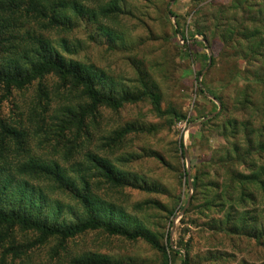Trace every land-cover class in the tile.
<instances>
[{
    "label": "rangeland",
    "instance_id": "rangeland-1",
    "mask_svg": "<svg viewBox=\"0 0 264 264\" xmlns=\"http://www.w3.org/2000/svg\"><path fill=\"white\" fill-rule=\"evenodd\" d=\"M109 1L102 0L103 4ZM119 7L107 19L100 17L112 38L102 35L96 24L84 18L75 21L70 32L41 33L58 51L64 40L71 44L74 54L67 59L102 70L117 91L123 88L139 95V78L144 79L160 96L161 111L171 113L159 117L148 99L118 111L102 109L96 126L81 136L77 149L81 155L74 159V167L67 164L73 155L66 158L64 144L59 150L51 134H33L35 128L30 126L29 117L37 102V83L14 91L6 100L0 90V119L22 124L29 136L26 149L30 156L42 163L57 162L69 178L64 185H77L78 199L87 191L95 209L113 205L116 214L112 223L130 230L141 228L162 245L168 231L171 251L167 252V264H180L186 253L188 264H264V238L257 242L225 233L223 227L218 229L226 214L232 212L237 218L243 215L245 209L237 205L236 196L233 210L226 205L225 213H219L226 199L219 192L207 196L205 186L217 182L214 163L230 148L235 135L243 144L240 149L250 145L254 163L264 166V154L257 152V144L264 142V84L259 82L264 75V0H119ZM22 22V34L37 31L32 23ZM240 28L245 31H237ZM247 31L249 37L253 36L243 40L239 35ZM55 109L53 104L44 115L50 122L56 116L52 115ZM173 115L184 119L176 120ZM207 115L218 117L207 121ZM235 123L240 126L233 129ZM246 123L251 133L245 141ZM126 125L140 132L129 134L123 147L117 149L112 139ZM182 151L186 157H182ZM87 157L92 162H104L114 177L130 185L110 187L99 167L88 164ZM235 167L247 174L244 164L235 163ZM195 175L203 178L191 202ZM46 184L41 188L51 199L50 205H60L49 224L76 223L82 215L77 198L64 192V185ZM255 197L252 216L264 232V198L261 193ZM210 201L214 210L207 211L205 204ZM212 220L220 222L218 227ZM16 240L21 256H29L32 264H58L52 252L56 239L41 243L37 234L21 232ZM69 246L64 264L84 254L105 258L110 264H166L161 253L144 241L130 242L101 231L85 233ZM14 257L9 254L6 259L9 262Z\"/></svg>",
    "mask_w": 264,
    "mask_h": 264
},
{
    "label": "trees",
    "instance_id": "trees-1",
    "mask_svg": "<svg viewBox=\"0 0 264 264\" xmlns=\"http://www.w3.org/2000/svg\"><path fill=\"white\" fill-rule=\"evenodd\" d=\"M119 10V0H110L107 4H103L102 0H0V90L4 92L3 99H10L14 91L25 90L37 83V102L35 110L30 112L29 117L30 126L35 128L33 134L40 131L51 134L55 139V146L60 147L59 150H62L60 145L64 144L66 158L73 155L67 163L72 164V167L75 166L74 159L81 155L77 151L81 136L91 126H96L95 119L102 109L118 111L127 104H136L148 99L159 117L171 113L161 111L160 96L148 87L144 79L139 78L141 87L139 95H132L123 88L117 91L116 84L111 78L106 77L102 70L77 60L67 59L66 56L74 54L69 48L71 44L68 45L64 40L58 51L41 33L43 30L47 34L70 32L75 28V21L84 18L96 24L102 35L112 38L111 31L100 23V17L107 19ZM22 21H26L27 24L32 23V26L38 28L37 31L22 34ZM237 31H245V29L240 28ZM239 36L243 40H250L253 35L249 37L247 31ZM48 81L51 85H48ZM259 82L264 84V75ZM214 98L220 102L219 98ZM53 104L57 109L52 115L56 116L54 121L50 122V119L44 115L49 114ZM173 116L176 120L184 119L182 115ZM208 116L207 121L218 117V115L213 118ZM21 125L0 119V264H32L31 259H28L29 256H21V247L16 240L18 233H35L41 243L48 239H56L58 243L52 251L53 257L57 258L56 263L64 264L65 257L71 250L69 243L85 233L94 231H101L130 242L142 240L160 252L167 264V252L171 251L168 231L165 243L162 245L155 236L146 234L141 228L130 230L121 223H112L111 218L116 214L113 205L104 210L95 209L87 191H84L78 199L77 185L74 182L64 185L69 178L64 175L62 167L57 162H46L48 163L46 164L30 156L26 149L29 136L24 133L25 130ZM237 126H240L239 123H235L233 129ZM246 126L243 131L245 141L251 133L248 129L251 128L250 124L246 123ZM134 132H140V129L126 125L115 132L112 143L117 149L122 148L127 136ZM231 134L235 135L234 131H231ZM258 134L262 138V132L258 131ZM232 140L234 141L230 148L214 163L217 170L214 177L219 184L216 181L209 182L205 185L206 192L207 196L210 192H219L226 199L223 205H220L219 213H225L226 205L230 211L233 210L235 196L237 205L247 211L244 210L240 218L232 212L226 214L220 227L217 226L220 222L212 220V223H215L214 225L220 230L223 227L224 232L232 236L247 240L252 238L261 242L264 232L258 229L257 221L252 215L255 213V196L261 193L264 198V166H256L253 160L254 151L250 145L241 150L243 144L240 139L235 135ZM257 145V152L264 154V142L260 140ZM73 150H76L74 154ZM181 155L183 157V151ZM87 162L99 167L102 177L108 180L110 187L119 189L130 185L114 177L107 170L104 162L94 159L93 164L88 157ZM235 163L244 164L247 174L238 172ZM74 170L75 173L77 169ZM80 170L87 173L82 168ZM201 178L203 177L200 175L193 177L195 185L190 197L191 202L197 195V186ZM46 183H59L57 185L60 187L64 185L67 187L63 189L64 192L68 191L77 198L75 200L80 210L78 212L82 215L76 223L60 226L56 223L49 224L53 214L60 209V205L58 203H54V206L50 205L51 199L42 192L41 188L46 186ZM35 185L40 188H36ZM212 187L216 189L212 190ZM103 204L108 203L103 202ZM212 207H214L212 201L206 202L207 211ZM9 254H14L15 257L8 262L6 256ZM62 257L64 259L61 261ZM188 263L189 257L186 253L181 256L180 264ZM70 264L110 263L105 258L84 254L71 257Z\"/></svg>",
    "mask_w": 264,
    "mask_h": 264
},
{
    "label": "water",
    "instance_id": "water-1",
    "mask_svg": "<svg viewBox=\"0 0 264 264\" xmlns=\"http://www.w3.org/2000/svg\"><path fill=\"white\" fill-rule=\"evenodd\" d=\"M211 116H213V115H209L208 117H211ZM184 155H185V154H184ZM185 157H186V155H185ZM187 171H188V170H187ZM188 178H189V177H188ZM188 185H190V181H189V180H188ZM188 202H189V199H188V201H187L185 207L187 206ZM185 207H184V208H185Z\"/></svg>",
    "mask_w": 264,
    "mask_h": 264
}]
</instances>
